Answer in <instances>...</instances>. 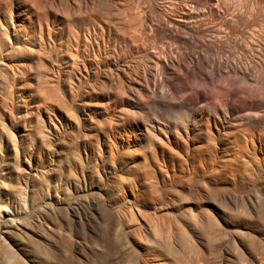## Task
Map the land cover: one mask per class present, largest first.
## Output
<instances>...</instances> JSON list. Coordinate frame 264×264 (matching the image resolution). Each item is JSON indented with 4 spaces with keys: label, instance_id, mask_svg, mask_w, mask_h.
Returning <instances> with one entry per match:
<instances>
[{
    "label": "bare ground",
    "instance_id": "6f19581e",
    "mask_svg": "<svg viewBox=\"0 0 264 264\" xmlns=\"http://www.w3.org/2000/svg\"><path fill=\"white\" fill-rule=\"evenodd\" d=\"M233 261L264 264V0H0V264Z\"/></svg>",
    "mask_w": 264,
    "mask_h": 264
},
{
    "label": "rangeland",
    "instance_id": "374dc122",
    "mask_svg": "<svg viewBox=\"0 0 264 264\" xmlns=\"http://www.w3.org/2000/svg\"><path fill=\"white\" fill-rule=\"evenodd\" d=\"M213 253H215V251L213 252ZM219 253H215L214 255H213V257L214 256H216V257H214L213 259H215V263H218V260L220 259V257H219V255H218ZM234 262V261H233ZM233 262H231L232 264H238L236 261L233 263ZM239 264H243V263H239Z\"/></svg>",
    "mask_w": 264,
    "mask_h": 264
}]
</instances>
